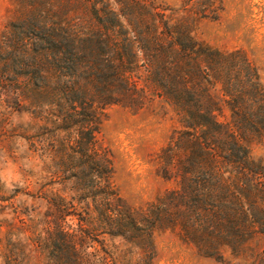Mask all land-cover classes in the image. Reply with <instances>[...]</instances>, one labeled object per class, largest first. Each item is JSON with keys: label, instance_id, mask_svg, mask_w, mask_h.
I'll use <instances>...</instances> for the list:
<instances>
[{"label": "trees", "instance_id": "1", "mask_svg": "<svg viewBox=\"0 0 264 264\" xmlns=\"http://www.w3.org/2000/svg\"><path fill=\"white\" fill-rule=\"evenodd\" d=\"M8 1L0 102L30 119L18 136L34 188L0 183V264H152L155 230L217 261L254 259L261 236L264 262V158L250 153L264 146V86L243 50L192 35L222 0ZM152 104L175 122L155 155L173 184L133 207L97 133L109 106Z\"/></svg>", "mask_w": 264, "mask_h": 264}, {"label": "rangeland", "instance_id": "2", "mask_svg": "<svg viewBox=\"0 0 264 264\" xmlns=\"http://www.w3.org/2000/svg\"><path fill=\"white\" fill-rule=\"evenodd\" d=\"M169 6L178 7L181 0H162ZM9 1L0 0V32L8 16ZM193 37L210 46L223 49H241L253 62L264 86V0H222V7L215 19L199 18L192 28ZM7 124L0 122V183L5 193L16 188L32 190L30 178H25L28 163L22 158L26 142L18 136L31 123L26 113L18 112L11 101L0 102V115ZM226 120L224 109L217 114ZM175 125L170 115L163 114L155 104L134 111L121 105H111L104 113L98 142L111 156L112 179L121 197L131 206L138 207L150 202L173 183L160 178L156 172L155 155L166 142L170 129ZM252 157L264 158V146L252 142ZM16 195L15 203L25 199ZM30 200L26 199L27 204ZM154 259L152 264H264L262 237L254 240V259L249 251L242 257H233L224 250L223 261L199 256L193 247L178 239L169 230L153 233Z\"/></svg>", "mask_w": 264, "mask_h": 264}]
</instances>
